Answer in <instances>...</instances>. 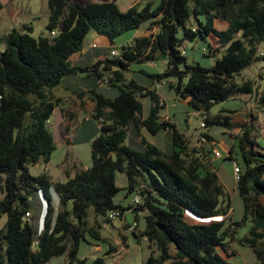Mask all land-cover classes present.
<instances>
[{
	"label": "trees",
	"instance_id": "obj_1",
	"mask_svg": "<svg viewBox=\"0 0 264 264\" xmlns=\"http://www.w3.org/2000/svg\"><path fill=\"white\" fill-rule=\"evenodd\" d=\"M47 4L49 37L34 39L13 30L2 39L0 219L4 214L7 219L0 229V264H47L59 256H66L64 264H105L113 247L90 261L77 254L81 243L106 242L101 231L111 223V210L129 212L138 225L133 236L147 238L150 255L143 264H232L218 248L227 253L236 229L246 222L251 228L240 242L257 264H264V149H257L251 124L232 122L234 111L209 116L216 104L253 95V82H238L237 77L258 59L257 48L264 43V0H159L156 7L134 5L124 12L113 2ZM143 25L144 32L122 46L119 57L107 55V48L100 50L106 55L103 62L71 64L70 57L82 50L89 34L112 45ZM195 40L206 44L202 52L215 58L212 66L189 64L181 55L184 42ZM158 60L166 62L162 73L138 70L140 81L126 78L132 63ZM78 76L91 82L87 91L76 93L79 98L85 93L94 104L86 122L105 121L91 136L73 140L90 142L91 166L67 175L65 182H52L44 173L32 176L28 167L48 163L56 149L48 122L56 108H63L52 91ZM101 81L105 86L98 85ZM162 82L178 103L205 116L204 127L241 129L223 159L239 166V222L231 221V202L213 166V148L190 146L175 124L160 117L164 106L150 86ZM144 98L151 102L146 116ZM254 103L264 110V90L256 92ZM143 132L152 137L165 132L170 146L158 148ZM201 138L206 144L213 140L207 133ZM119 175L126 194L140 196L139 205L114 202L121 190ZM89 209L95 217L91 225ZM127 221L125 217L126 226Z\"/></svg>",
	"mask_w": 264,
	"mask_h": 264
},
{
	"label": "rangeland",
	"instance_id": "obj_2",
	"mask_svg": "<svg viewBox=\"0 0 264 264\" xmlns=\"http://www.w3.org/2000/svg\"><path fill=\"white\" fill-rule=\"evenodd\" d=\"M82 5L89 3H106L113 2L115 3L121 11H126L128 8L137 5L138 9H142L147 4H151V7H156L159 3V0H72ZM48 4L47 0H0V53L5 48L4 42L2 39L5 35L16 30L20 33H25L30 35L32 38L37 39L40 36L49 37V33L46 30V25L48 24ZM192 22V18L190 19ZM145 25L141 26L139 29L131 30L124 33L122 36L114 40L113 46L119 50L122 46L130 44L133 39L141 35L145 30ZM59 28L55 29V34H57ZM93 36L89 34L84 41V47L92 41ZM206 48V44L199 40L195 41H186L183 44V49L185 51V58L189 64H199L202 67H210L214 63L213 57H207L203 54L202 49ZM257 57L258 59L253 62L249 67L244 69L240 76L237 77V81L241 82L242 80H251L253 82L254 92L253 95H241L233 99L221 102L214 105L210 112L209 116H215L219 113L220 110H232L234 111L232 115V122L234 124H247L252 125L254 128L253 136L255 137L257 143V149H264V110L257 109L254 103V97L256 92H261L264 90V43H261L257 48ZM104 57L100 58L98 61L103 62ZM153 66L152 63H132L130 66L131 70H140L143 69L147 73H160L162 71V62L155 61ZM134 79L139 80L138 76H134ZM129 76L126 74V78ZM102 82V81H101ZM87 84V85H86ZM90 83L86 81L73 80L72 82H67L65 86L55 88L52 93L55 98H59L61 105L63 107V122H57V116L61 118L59 112H56L51 116L48 122L49 130L53 136L56 149L51 154L49 162L43 163L40 162L36 165L28 167V173L32 176H38L42 173L48 176L52 182H65L67 180V175L71 177L79 169L85 170L91 166V154H90V142L84 143H74L73 140L76 138H81L85 135L87 137L91 136L88 131H79L76 134L77 123L82 122L86 117H89L91 112L92 102L89 100L88 96L84 93L82 98H79L76 93L83 90V88L89 89L91 86ZM100 86V84L98 83ZM166 83L162 82L160 84H155L150 86V89L160 90L161 88L166 87ZM64 88V89H62ZM168 91V90H167ZM84 92V90H83ZM143 102V112L147 113L150 100L149 98L141 99ZM91 101V102H90ZM164 106L162 119L168 121L166 115L164 114L166 110L165 100H160ZM93 103V102H92ZM94 105V104H93ZM179 114L175 118V123L177 129L181 131L184 135V138L193 147H204L207 149L214 148L213 143L216 145V149L225 155L226 152L223 150V144H229L233 139L231 136L224 134V128L221 126H207L201 127V124L204 123L205 116H201L198 113H194L186 108L184 105H179ZM183 109V110H182ZM189 112L190 119L188 120L187 113ZM75 117H72L74 116ZM70 116L72 118H70ZM186 119V120H184ZM234 126V125H233ZM88 130V125H82L81 129ZM235 130L231 131L232 136L238 135L241 131L239 128H233ZM226 132H228L226 130ZM210 134L213 138L210 143H201L200 138L202 134ZM149 141L153 142L157 140L162 150L167 149L166 146V136L162 135L161 137L153 138L149 136ZM223 148V149H222ZM234 157H237L234 154ZM222 159L214 160L213 166L216 169H220L219 177L225 180V188L234 189V181L232 177V163L223 161ZM120 178V176H119ZM120 180V179H118ZM118 183V182H117ZM115 198L114 202L116 204L125 203L129 204V198L124 196L123 191H119ZM227 195L230 198L231 209L229 215L231 221L239 222L242 218L243 207L242 202L237 193L230 192ZM1 197V195H0ZM126 199V200H125ZM123 205V204H122ZM45 205L43 204V207ZM71 208V204L68 205V209ZM6 214L1 216L0 219V229L3 227L6 222ZM94 214L92 209H89L87 220L89 224L94 222ZM218 219H221L218 217ZM251 228V223L246 222L244 225L239 226L236 229L234 234V239L230 240L227 253L221 252V256L231 262L232 264H257L256 259L251 251V249L243 245L240 241L244 236L247 235L248 231ZM104 236H108L109 230L104 229L101 231ZM128 238V253L124 256L122 260H119L118 264H143L148 256L147 243L141 239L137 244L131 233L127 234ZM99 245L107 249V244L100 243ZM104 254V253H103ZM102 254V255H103ZM95 255L99 256L100 254L94 252V246L86 243H81L77 257L78 259H87L92 260V257ZM107 260H112L107 258ZM66 261V256H59L52 258L47 264H64Z\"/></svg>",
	"mask_w": 264,
	"mask_h": 264
},
{
	"label": "crops",
	"instance_id": "obj_3",
	"mask_svg": "<svg viewBox=\"0 0 264 264\" xmlns=\"http://www.w3.org/2000/svg\"><path fill=\"white\" fill-rule=\"evenodd\" d=\"M91 35L93 36L92 41L89 44H87L85 47H84V44H83L82 50L80 52L72 55L70 57L71 64L75 65V64L82 63V62L94 64L100 58L104 57V55H100V50L107 49V48L116 49V48H114L113 44L112 45L110 44V42H109V40L107 38L102 37V36H99V35H96L94 33H91ZM107 55H109V54H107ZM105 58H106V55H105ZM161 62H162V66L166 63L165 61H161ZM140 70H143V69H140ZM163 70H164V67H162V71L160 73H162ZM137 71L138 70H131L130 69V72L127 73V75L129 76L128 78L129 79H134V77L132 75H134V76L137 75L136 74ZM138 76L141 77V75H138ZM82 77L83 76H78L77 78H73V79L67 80V82H72L73 80H79V81H81L82 80L81 79ZM89 85H91V82H90ZM62 89H64V88H62ZM152 89L153 88H151V90ZM83 90L84 91H87L88 89L83 88ZM167 90H165V88H161L160 90H155V93L159 96L160 100H162V99L165 100L164 102L166 103L167 107H166V110H165L164 114L166 115V117L168 119V122L176 125V123H175L174 120H175V118L179 114V109H181L179 105H183V104L178 103L177 100L175 99V96L173 95L172 91H169V90L167 91ZM59 104H60V107H62L61 101H60ZM173 104H175V105L173 106ZM90 105H91V112H90V115H91L92 114V109H93V103L91 102ZM163 110H161V113H160V117L161 118L163 116ZM55 112H56V114H57V112H59V115L61 116V118H60L59 116L56 115L57 122H63V118H64V114L63 113L64 112L63 111L62 112L59 111V108H56V111ZM147 113H148V111H147ZM147 113H144L143 112V116H146ZM90 115H89V117H90ZM188 115H189V112L187 113V117H188V120H189L190 119V116H188ZM72 117H75V115L72 116ZM72 117L70 116V118H72ZM89 117H86L82 122L77 123V127H76V130H75L76 131V134L79 133V131H81V132L82 131H88L90 134H93L96 131V128L97 127H96V124L95 123H88V122H86V121H88ZM184 120H186V119H184ZM82 125H88L89 129L88 130H84V128L81 129ZM226 130L228 132H226ZM233 130H235V129H232V130L224 129V134L225 135L227 134L228 136H231L233 138L234 135L232 136V134H231V131H233ZM162 135H165L166 136V138H165L166 139V142H165L166 143V146L167 147L170 146V143L171 142L169 141V138L167 137V134L165 132L159 133L158 135L154 136L153 138L161 137ZM143 136H144V138L149 143H151V144H153V145H155V146H157L158 148L161 149V147H160V145L158 143V138H157V140H154L153 142H150L149 141V138H148L149 137L148 134H146V133L143 132ZM85 138H87V136L83 135L79 139H85ZM76 139H78V138H76ZM232 143H233V139L230 141L229 144H223L224 149L223 148L222 149L226 152V154L223 155V157H226L228 155V150H229L230 146L232 145ZM212 145L214 146V148H216V145L214 143ZM214 160L215 159L212 158V162ZM216 160H218V159H216ZM226 162H231V161L230 160H226ZM219 171H220V169H218V176H219V173H220ZM119 176H120V178H119ZM119 176H118V179H120V180H117L118 181L119 188L121 189V191H123L125 193L124 196H126V199L128 197L129 198V202L132 203L133 195L126 194V191L124 190V188L126 186L125 185V180L123 179V177L121 175H119ZM219 180H220L221 184L223 185L226 193H228V194L230 192L236 193L235 192V183H234V189H230V188H227L226 189L225 188V185H224L225 184V180L223 181V179H221V177H219ZM51 195H52L53 204L56 206L58 204V199H57L56 195L54 194V192H51ZM119 204L120 205L123 204L122 206H126L125 203H119ZM104 229H108L109 230L108 236H104L101 233L102 237L104 239H106V242H104V244L105 245L106 244L108 245L107 246V249L104 248L101 245H95L94 246V252L97 253V254L99 253L100 255L99 256L95 255L94 257H92V259H94L96 257L103 256L110 248L113 247V250L111 251V253H109L108 255H105L104 256V263L105 264H118L117 262L119 260H122L124 258V256L129 251V249H128V238H127V234L128 233H131V235L133 236V232H129L127 230L126 224L123 221H121V220L111 221L110 224L104 225ZM133 238L135 239V241L137 242V244L141 240V239L140 240H137L134 236H133ZM218 252H219V255L221 256L220 253L221 252H224V251H222V249L218 248ZM149 255H150V251L148 250V256ZM148 256L146 257V259L148 258ZM107 258H111L112 260H109L108 261Z\"/></svg>",
	"mask_w": 264,
	"mask_h": 264
},
{
	"label": "built area",
	"instance_id": "obj_4",
	"mask_svg": "<svg viewBox=\"0 0 264 264\" xmlns=\"http://www.w3.org/2000/svg\"><path fill=\"white\" fill-rule=\"evenodd\" d=\"M192 31H194V28L192 29ZM202 50L204 51V49H202ZM184 54H185V51H184L183 48H181V55L183 56ZM109 55L112 56V57H119V52H118L117 49H111L110 52H109ZM152 65L155 66L154 63H152ZM98 83L100 84V86H105V82H98ZM161 105H163V104L161 103ZM174 105L175 104H173V106ZM198 114H200V113H198ZM104 124H105V121L103 120L102 117L97 119L96 126H97L98 129H101V127L104 126ZM201 127H204V123L201 124ZM201 143H205V139L201 138L200 144ZM211 153H212V158L213 159H221V158H223L222 153L216 148H213L211 150ZM232 176H233L234 183L239 181L240 170H239V166L236 163H232ZM140 203H141L140 196L138 194H135L133 196V198H132V204L133 205H139ZM128 214H129V212H120L118 210H111L110 212H108L107 218L110 221L121 220V221H123L125 223V217H127ZM29 216H30L29 213H26L25 217H24V220H28ZM137 226H138L137 223L132 220V222L128 223V225L126 227H127V230L129 232H135L136 229L138 228ZM143 240L145 242H147V238H143Z\"/></svg>",
	"mask_w": 264,
	"mask_h": 264
},
{
	"label": "water",
	"instance_id": "obj_5",
	"mask_svg": "<svg viewBox=\"0 0 264 264\" xmlns=\"http://www.w3.org/2000/svg\"><path fill=\"white\" fill-rule=\"evenodd\" d=\"M127 219H128V223H131L132 222V218H131V216L130 215H127ZM140 228L143 230L144 228H145V220H141L140 221Z\"/></svg>",
	"mask_w": 264,
	"mask_h": 264
}]
</instances>
